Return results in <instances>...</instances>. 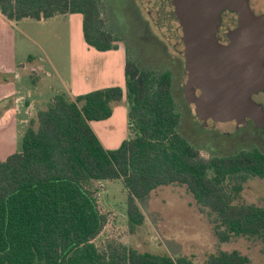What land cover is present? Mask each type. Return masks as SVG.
Masks as SVG:
<instances>
[{
  "label": "trees",
  "instance_id": "1",
  "mask_svg": "<svg viewBox=\"0 0 264 264\" xmlns=\"http://www.w3.org/2000/svg\"><path fill=\"white\" fill-rule=\"evenodd\" d=\"M8 20L47 21L83 17V36L98 52L119 50L107 29L101 0H0ZM125 89L111 87L76 98L55 97L29 121L22 150L0 161V264H196L188 257L140 253L122 244L98 248L107 225L101 212V183L121 180L128 193V227L145 215L138 201L155 190L185 186L215 227L221 242L264 240V208L239 205L238 180L264 179V153L241 151L204 159L179 130L181 114L170 71L154 73L127 60ZM128 103L129 138L106 150L91 122ZM204 264H249L239 252H221Z\"/></svg>",
  "mask_w": 264,
  "mask_h": 264
},
{
  "label": "rangeland",
  "instance_id": "2",
  "mask_svg": "<svg viewBox=\"0 0 264 264\" xmlns=\"http://www.w3.org/2000/svg\"><path fill=\"white\" fill-rule=\"evenodd\" d=\"M155 1L157 0H101L107 29L117 37L120 49L109 53H101L85 45L82 49V45H78L79 41L83 40L81 15L62 16L45 23L33 20L20 23L17 28L19 65L46 66L47 72L54 79L58 78L55 84L59 87L41 92V95L34 97L36 102H45L46 98L51 100L57 96L71 98L61 87L62 81L69 75L70 66H84V71L90 75L93 82L97 81L96 78H101L103 69H99L102 66L122 68L126 66L127 60L154 73L171 71L173 67L169 65L174 50L153 19ZM249 3L256 15L264 16V0H249ZM71 42L73 48L70 46ZM118 69L113 70L116 73ZM119 74L121 82L116 83L125 89L124 68ZM23 77L26 79L25 83L31 86L30 75L25 73ZM174 78L173 91L175 99L180 102L182 93L180 83L176 79V70ZM121 107H126L127 112L123 114ZM113 109L114 118L111 121L93 123V128L98 135L106 132L111 144L119 148L123 140L130 135L126 96L121 103L114 104ZM179 111L181 112V109ZM25 112L26 107H23L18 116L20 120L28 119L29 116ZM195 126L197 125L193 124L192 118L184 113L179 130L188 140L199 146L204 159L229 156L240 150H251L255 147H259L264 153V130L253 123L233 122L218 125L216 128L228 132L229 136L221 137L220 143L212 146L213 151L201 147L205 146L200 142L203 135L197 133L196 130L201 128L197 129ZM27 128L28 124H20L14 140L12 135H0V161L22 150ZM238 184H241V191L234 201L235 204L264 208V179L250 177L243 183L238 180L229 190ZM99 189V206L101 212L107 216L108 222L94 241L98 248H104L109 243L122 244L140 253L168 255L172 258L188 257L196 264H204L210 256L221 252L236 251L248 258L249 264H264L263 239L239 237L229 242H221L215 234L214 225L207 218V210L200 209L185 186L161 187L149 197L138 201L145 221L134 232L128 227V193L123 182L104 181Z\"/></svg>",
  "mask_w": 264,
  "mask_h": 264
},
{
  "label": "water",
  "instance_id": "3",
  "mask_svg": "<svg viewBox=\"0 0 264 264\" xmlns=\"http://www.w3.org/2000/svg\"><path fill=\"white\" fill-rule=\"evenodd\" d=\"M153 19L186 59L187 98L208 126L264 122L253 96L264 93V16L249 0H157ZM155 6V5H154ZM237 15L229 43L220 41L221 15Z\"/></svg>",
  "mask_w": 264,
  "mask_h": 264
},
{
  "label": "crops",
  "instance_id": "4",
  "mask_svg": "<svg viewBox=\"0 0 264 264\" xmlns=\"http://www.w3.org/2000/svg\"><path fill=\"white\" fill-rule=\"evenodd\" d=\"M68 16V15H63ZM58 16L53 19H58ZM52 20V19H50ZM24 21H32V20H24ZM34 21V20H33ZM48 21V20H47ZM23 21L16 23L8 20L2 13L0 12V135H12L11 137L15 138V132L17 131L19 125L29 126V121L35 117V115L39 111L47 110L49 104L53 99L46 98L45 102H40L39 100L36 102L34 99L35 96L41 95L40 93H44L49 90H53L57 86L55 82L58 78L54 79V77L47 72L46 66H21L18 61V30L19 24ZM39 23H45L46 21H37ZM83 26V22H82ZM83 32V30H82ZM83 36V33H82ZM72 42L70 43L71 48ZM82 45V49L85 46H88L84 40H80L78 45ZM77 45V46H78ZM78 46V48H80ZM89 47V46H88ZM120 50V49H119ZM117 50V51H119ZM111 52V51H110ZM109 53V52H106ZM55 68V66H53ZM114 68H119L115 73ZM124 68V76H125V66ZM122 68L119 66H102L101 70V78H96L97 81L93 82L90 78V75L84 71V66H70L69 67V75L67 78L62 81L61 87L69 94L71 98H76L81 95L88 94L90 92L111 88V87H121L117 82L120 81V72L122 73ZM98 72V71H97ZM30 75L32 79V85L28 86L24 80V74ZM94 83V84H92ZM126 84V78H125ZM124 84V85H125ZM26 107L25 112L27 114L28 119L25 118L20 120L18 118L20 110ZM122 113L124 114L127 110L126 107H121ZM127 112V111H126ZM114 118V109L113 115L110 119L102 122H109ZM128 119V114H127ZM102 122H91V127L100 140L101 144L106 150H115L118 149L117 145H112L111 140L106 132L98 135L93 128V123H102ZM129 127V122H128ZM14 135V136H13ZM129 138V136H127ZM123 140H127L128 138ZM122 142V143H123ZM121 143V144H122ZM121 146V145H120ZM10 156V155H9ZM8 156V157H9ZM7 157V158H8ZM6 158V159H7ZM2 161V160H1Z\"/></svg>",
  "mask_w": 264,
  "mask_h": 264
},
{
  "label": "flooded vegetation",
  "instance_id": "5",
  "mask_svg": "<svg viewBox=\"0 0 264 264\" xmlns=\"http://www.w3.org/2000/svg\"><path fill=\"white\" fill-rule=\"evenodd\" d=\"M221 19H222V28L220 31V41L223 43H229V41H230L229 38H230L231 33L235 32L238 28L237 15L233 12H230V11H224L221 15ZM224 27L226 28V30H224ZM171 48L174 50V55L170 59V65L169 66L173 67V69H171L170 72L173 75V83H174V79H175L174 78V72H175V70L177 71L178 78H176V79L180 83V89H181L180 91L182 93L180 102H179V100L175 99L176 103H177L178 111H179V109H181V112L179 111L181 114V121L183 119L184 113L188 114L192 118L193 124L197 125V126H195V128H197V129L201 128L200 130H196L197 133L202 134L204 136V139H203V136H202V138H200L201 139L200 142H203L205 146H201V147H203L207 150L213 151L214 149L212 146H214V145L216 146L218 143H220L219 139L221 137L224 138L226 136H229L228 132L220 131L216 127L218 125H221V124L223 125V124H227V123H219L215 126H208L198 117L195 106L192 103H190L188 98H187L186 59L183 55L179 54L173 47H171ZM173 94H174V91H173ZM174 98H175V95H174ZM253 100L255 102H257L258 104L262 105L264 108V93L255 94L253 96ZM178 105H179V107H178ZM233 122H230V123H233ZM245 122H246V124L253 123L258 128L264 130V122L259 124V122L254 121L251 118L247 119ZM242 124H244V123H242ZM196 147L199 149V146H196ZM251 150H258V151L262 152V150L259 147L258 148L257 147L252 148ZM251 150L243 149L237 153H240L241 151H251ZM237 153H235V154H237ZM232 155H234V154H232Z\"/></svg>",
  "mask_w": 264,
  "mask_h": 264
}]
</instances>
